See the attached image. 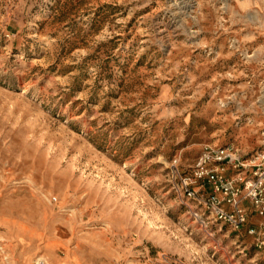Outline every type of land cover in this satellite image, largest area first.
Listing matches in <instances>:
<instances>
[{"label":"rangeland","instance_id":"rangeland-1","mask_svg":"<svg viewBox=\"0 0 264 264\" xmlns=\"http://www.w3.org/2000/svg\"><path fill=\"white\" fill-rule=\"evenodd\" d=\"M263 128L264 0H0V264H264L175 175Z\"/></svg>","mask_w":264,"mask_h":264},{"label":"built area","instance_id":"built-area-1","mask_svg":"<svg viewBox=\"0 0 264 264\" xmlns=\"http://www.w3.org/2000/svg\"><path fill=\"white\" fill-rule=\"evenodd\" d=\"M260 137L261 148L246 157L232 145L205 146L189 176L176 170L180 204L205 226L216 223L238 231L250 209L264 216V128ZM256 243L261 244L259 237Z\"/></svg>","mask_w":264,"mask_h":264},{"label":"bare ground","instance_id":"bare-ground-1","mask_svg":"<svg viewBox=\"0 0 264 264\" xmlns=\"http://www.w3.org/2000/svg\"><path fill=\"white\" fill-rule=\"evenodd\" d=\"M20 246V245H19ZM1 249V248H0ZM56 251V250H55ZM98 258H100V257H98ZM101 259V258H100ZM100 261H102V260H100ZM108 263V262H107Z\"/></svg>","mask_w":264,"mask_h":264}]
</instances>
